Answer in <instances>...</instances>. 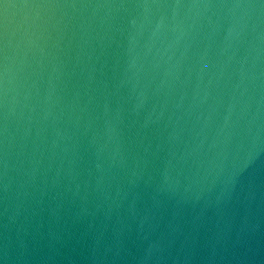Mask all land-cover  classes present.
I'll return each mask as SVG.
<instances>
[{"label": "water", "instance_id": "95a60500", "mask_svg": "<svg viewBox=\"0 0 264 264\" xmlns=\"http://www.w3.org/2000/svg\"><path fill=\"white\" fill-rule=\"evenodd\" d=\"M0 264H264V0H0Z\"/></svg>", "mask_w": 264, "mask_h": 264}]
</instances>
